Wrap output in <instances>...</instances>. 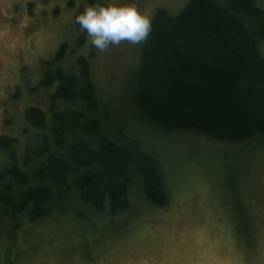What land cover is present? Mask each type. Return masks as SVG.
I'll list each match as a JSON object with an SVG mask.
<instances>
[{
	"label": "rangeland",
	"instance_id": "374dc122",
	"mask_svg": "<svg viewBox=\"0 0 264 264\" xmlns=\"http://www.w3.org/2000/svg\"><path fill=\"white\" fill-rule=\"evenodd\" d=\"M188 1L99 0L134 3L151 20L158 8L175 15ZM257 3L264 8V0ZM82 4L88 0H0V134L16 138L22 167L33 137L26 108L51 114L57 85L41 84L47 70L75 71L78 57L92 54L91 75L108 120L128 113V84L143 43L122 41L101 52L86 35L79 44L75 15ZM62 43L64 58L48 66ZM260 50L264 56V39ZM141 133L159 157L166 205L150 203L134 182L130 207L118 214L108 201L97 210L76 200L39 220L25 215L0 226V264H264V135L231 142L194 131ZM12 161L0 147V168Z\"/></svg>",
	"mask_w": 264,
	"mask_h": 264
},
{
	"label": "trees",
	"instance_id": "16d2710c",
	"mask_svg": "<svg viewBox=\"0 0 264 264\" xmlns=\"http://www.w3.org/2000/svg\"><path fill=\"white\" fill-rule=\"evenodd\" d=\"M151 22L129 80L128 113L120 111L117 122L108 120L92 78V54L79 56L75 71L57 66L44 73L41 84L57 87L50 115L38 106L25 110L33 137L24 167L16 138L0 134V147L13 157L0 168V226L25 215L42 219L76 200L97 210L108 201L118 214L130 207L134 182L150 203L166 205L159 157L139 136L144 128L231 142L264 135V8L257 0H189L175 15L158 8ZM75 24L83 44L87 34ZM66 49L62 43L45 63L62 60Z\"/></svg>",
	"mask_w": 264,
	"mask_h": 264
},
{
	"label": "clouds",
	"instance_id": "9594fccd",
	"mask_svg": "<svg viewBox=\"0 0 264 264\" xmlns=\"http://www.w3.org/2000/svg\"><path fill=\"white\" fill-rule=\"evenodd\" d=\"M75 21L81 31L91 37V45L101 52L122 41L142 44L152 27L150 17L136 4H102L99 0L86 6Z\"/></svg>",
	"mask_w": 264,
	"mask_h": 264
}]
</instances>
